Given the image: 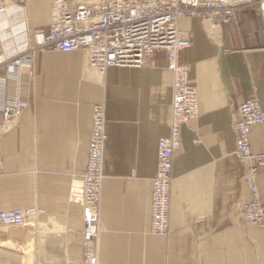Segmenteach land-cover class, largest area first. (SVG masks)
Segmentation results:
<instances>
[{"label":"crops","instance_id":"1","mask_svg":"<svg viewBox=\"0 0 264 264\" xmlns=\"http://www.w3.org/2000/svg\"><path fill=\"white\" fill-rule=\"evenodd\" d=\"M94 3L97 0H82ZM215 25L182 17L192 44L180 52L196 87L198 115L181 128L174 151L168 232L150 231L157 146L169 133L173 75L156 53L142 66L104 72L81 50L45 49L19 84L8 62L27 48L30 30L49 31L52 0H10L0 11V104L27 102L14 124L0 127V210L35 208L22 226L0 228V264H264V227L247 224L239 204L252 194L236 153L232 122L254 96L264 110V4ZM105 112L99 230L82 235L81 206L71 191L85 169L92 112ZM253 156L264 155V130L250 127ZM250 163L256 165L251 158ZM264 207V169L256 175Z\"/></svg>","mask_w":264,"mask_h":264},{"label":"built area","instance_id":"2","mask_svg":"<svg viewBox=\"0 0 264 264\" xmlns=\"http://www.w3.org/2000/svg\"><path fill=\"white\" fill-rule=\"evenodd\" d=\"M10 0H0V11ZM22 2V0H17ZM264 0H52L53 17L48 32L30 30L27 48L8 62L14 67L9 76L17 84L33 74L31 57L45 49L63 52L81 50L85 64L104 72L113 66H142L161 52V65L173 75L170 102L169 133L158 140L157 168L152 177L150 231L165 235L168 232L170 189L174 151L181 143V128L198 115V96L189 79V68L180 60V52L191 46V39L178 28L182 17H199L215 25L230 23L241 9ZM8 88L0 80V90ZM27 102L20 96L0 104V127L5 130L14 124ZM259 124L264 130V110L254 96H248L238 107L232 122L236 153L245 166V178L252 198L239 204L242 219L247 224L264 227V207L259 201L256 185L258 169H264V155L253 156L249 149L250 127ZM105 112L96 104L92 112L88 154L81 182L71 191V199L81 206L84 240L92 241L99 230V200L102 179ZM256 160V165L249 162ZM3 166L0 161V175ZM36 215L35 208L0 210V228L22 226Z\"/></svg>","mask_w":264,"mask_h":264}]
</instances>
